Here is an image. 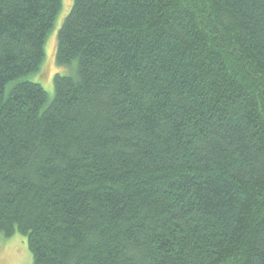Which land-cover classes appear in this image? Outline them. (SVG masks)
I'll return each mask as SVG.
<instances>
[{"label":"trees","instance_id":"16d2710c","mask_svg":"<svg viewBox=\"0 0 264 264\" xmlns=\"http://www.w3.org/2000/svg\"><path fill=\"white\" fill-rule=\"evenodd\" d=\"M0 0V234L32 264H264V0Z\"/></svg>","mask_w":264,"mask_h":264},{"label":"rangeland","instance_id":"374dc122","mask_svg":"<svg viewBox=\"0 0 264 264\" xmlns=\"http://www.w3.org/2000/svg\"><path fill=\"white\" fill-rule=\"evenodd\" d=\"M71 7V0H62V8L58 14L56 25L44 43L45 58L40 70L30 74L27 79L39 83L49 96L53 94V76L55 74L67 75L70 69L57 66L54 61L56 33L63 17ZM0 264H32V255L27 247L26 237L18 232L9 237L0 234Z\"/></svg>","mask_w":264,"mask_h":264}]
</instances>
